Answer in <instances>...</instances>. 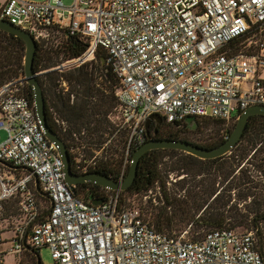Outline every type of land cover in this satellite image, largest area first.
Instances as JSON below:
<instances>
[{"label":"built area","instance_id":"1","mask_svg":"<svg viewBox=\"0 0 264 264\" xmlns=\"http://www.w3.org/2000/svg\"><path fill=\"white\" fill-rule=\"evenodd\" d=\"M0 20L40 46L61 30L88 42L60 70L105 51L120 81L119 125L129 132V152L147 141L153 114L166 122L195 116L230 123L247 107L264 105V0H0ZM27 82L23 70L0 85V129L8 133L0 160L20 166L0 161V216L16 200L26 226L2 245L0 260L24 250L26 228L36 219L28 242L50 249L47 264H264L254 230L215 228L192 239L188 231L156 230L138 207L121 203L122 189H110L99 204L78 197L24 92ZM36 176L52 207L43 219ZM124 179L123 171L118 180Z\"/></svg>","mask_w":264,"mask_h":264},{"label":"trees","instance_id":"2","mask_svg":"<svg viewBox=\"0 0 264 264\" xmlns=\"http://www.w3.org/2000/svg\"><path fill=\"white\" fill-rule=\"evenodd\" d=\"M37 45L34 68L36 72L44 71L38 76L46 99L47 122L69 147L73 171L83 174L82 169L86 167V173L96 172L116 179L124 171L126 177L136 149L128 151L129 132L119 125L117 90L120 81L103 62L105 51L100 49L96 59L79 67L60 70L56 66L81 55L88 42L61 30L54 32L45 45ZM25 55V40L0 28V85L21 74ZM24 92L34 104V91L29 82ZM211 119L225 126L221 137L210 145L190 139L189 133L201 134L204 124ZM164 122L167 128L164 133L168 135L161 138L184 139L204 147H215L231 135L237 119L227 123L217 118L197 117L195 126L186 120ZM157 130H152L153 136H158ZM263 153L264 114L251 115L234 148L216 158L202 159L172 148L148 150L139 161L134 182L121 191V203L138 207L156 230L174 234L176 227H182V232L188 231L192 239H200L215 228L227 227L240 232L254 230L255 246L264 257ZM0 166L4 165L0 163ZM172 173H176L175 181H170ZM155 188L159 191V204L152 209L146 208L145 212L135 200L144 197L148 202ZM235 190L238 191L236 198L233 196ZM75 192L78 197L94 203L106 199L111 190L86 181L78 183ZM36 194L43 207L40 214H43L50 207V199ZM248 199L250 202L241 207L240 203ZM0 222L4 234L0 245L22 233L26 227L25 218L16 200L4 204ZM187 226L193 227L191 233ZM39 250L25 247L16 256L17 264H24L23 254L29 256L28 264H33ZM4 258L0 264H4Z\"/></svg>","mask_w":264,"mask_h":264},{"label":"water","instance_id":"3","mask_svg":"<svg viewBox=\"0 0 264 264\" xmlns=\"http://www.w3.org/2000/svg\"><path fill=\"white\" fill-rule=\"evenodd\" d=\"M0 28L7 30L15 35L22 37L26 42V55L24 60V75L27 78V81L32 85L34 91V104L38 118L41 121V124L44 128L46 135L55 143L58 147V150L64 160L65 164V173L66 179L70 185V187L75 191V186L78 183L91 181L96 182L100 185H103L109 189H127L135 180L138 171V164L145 152L151 149L156 148H172L185 151L187 153L198 156L202 159H211L222 156L228 152H230L237 142L240 140L245 127L248 123L249 117L253 114H264V105H251L247 107L244 111L240 112L238 115L237 123L231 133V135L220 145L215 147H204L199 144L193 143L189 140L184 139H168V138H151L139 146L130 162V169L125 177V179L120 182L118 179L101 173L96 172H88L83 174H77L72 169V160L69 152V147L67 144L58 136L54 131H52L47 122V113H46V99L44 95V90L42 84L40 82L38 73L34 68V61L37 52V42L34 37L27 32L26 30L21 29L20 27L14 25L12 22L8 20H0ZM105 62V59H103ZM152 120H155L157 124L162 121V116L159 114H153L150 116L146 123L147 132L150 131ZM186 121L189 123H193L194 126L197 123V118L195 116H188ZM6 165L19 168L20 166H14L10 163L0 160ZM27 168V167H25ZM28 169V168H27ZM37 178V191L41 195L47 196V193L41 188L39 184L38 177ZM102 202V199L94 201V204H99ZM52 207H50L44 214H41L38 218L44 217L48 212H50ZM36 222V219L33 220L26 228L25 236H24V245L26 248H31L28 239L29 233L32 229V226ZM37 254V264H42V259L39 253Z\"/></svg>","mask_w":264,"mask_h":264},{"label":"rangeland","instance_id":"4","mask_svg":"<svg viewBox=\"0 0 264 264\" xmlns=\"http://www.w3.org/2000/svg\"><path fill=\"white\" fill-rule=\"evenodd\" d=\"M72 2H73V0H64V3L66 5H70ZM224 130H225V126L222 123H216V122H214L211 119L210 121H208L207 123L204 124L203 132L201 134L200 133H198V134L189 133V135H190L189 137H190V139L196 141L197 143L209 144L210 145L216 139H218L219 137L222 136ZM7 136H8L7 131H5L3 129H0V142H2L3 140H5L7 138ZM263 158H264V155H263ZM166 159H169V157H167ZM244 163L245 162H243L242 165ZM162 167H164V165H162ZM239 170H240V168L237 170L236 173H239ZM175 176H176V173H172V175L170 177V181L171 180H174L175 181L177 179V178L174 179ZM183 176L184 175H182V176H180L178 178H181ZM169 185H172V184L169 183ZM158 192H159L158 189L155 188L151 192V196L152 197L151 198L149 197V201L148 202H146L147 199H145L144 197L143 198L138 197L137 200H135V202L138 203V204H140L141 206H143L144 208L143 207L142 208L146 212L147 211L146 208L152 209V206L153 205L159 204V200H158L159 193ZM237 193H238V191H236V190L233 193V196L235 198L237 197ZM246 202H250V199H248L247 201L241 202L240 203L241 204L240 206L243 207V205L246 204ZM187 228L190 230V233H191V231L193 230V227L187 226ZM182 230H184V229H182V227H176L173 232H175L174 234L179 235V234L182 233ZM239 230H242V228L239 229ZM38 253L41 256V259H42V263L43 264H47V263H49L51 261V252H50V249L49 248L43 247V248H41L39 250ZM16 256H18V255H16V254H8V255H6L5 258H4V264H17L18 257L16 259ZM21 259L24 260V264H28V262H29V256H26V254L25 255L23 254L22 257H21ZM33 264H37V259H34V263Z\"/></svg>","mask_w":264,"mask_h":264},{"label":"flooded vegetation","instance_id":"5","mask_svg":"<svg viewBox=\"0 0 264 264\" xmlns=\"http://www.w3.org/2000/svg\"><path fill=\"white\" fill-rule=\"evenodd\" d=\"M154 128H157L158 129L156 131V134L158 136H156V135L153 136V131L152 130ZM166 129L167 128H166V125H165V122H164V118L163 117H162V121L159 123V125L157 124V122L155 120H152L151 127H150V131L147 132V140H149V139H151L153 137L154 138L166 137V135H168V134L165 135V133H164L165 132L164 130H166Z\"/></svg>","mask_w":264,"mask_h":264},{"label":"crops","instance_id":"6","mask_svg":"<svg viewBox=\"0 0 264 264\" xmlns=\"http://www.w3.org/2000/svg\"><path fill=\"white\" fill-rule=\"evenodd\" d=\"M263 76H264V73H263ZM9 201H13V200H9ZM9 201H7L6 203H8ZM5 247H6V245H4V246L1 245V248L0 249L5 248Z\"/></svg>","mask_w":264,"mask_h":264}]
</instances>
